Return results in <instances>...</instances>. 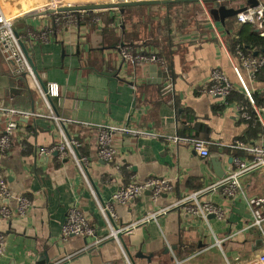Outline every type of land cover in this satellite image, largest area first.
<instances>
[{"label": "crops", "instance_id": "obj_1", "mask_svg": "<svg viewBox=\"0 0 264 264\" xmlns=\"http://www.w3.org/2000/svg\"><path fill=\"white\" fill-rule=\"evenodd\" d=\"M51 1L0 0L5 16L16 20L15 29L41 81L47 90L56 84L59 92L50 96L55 112L35 82L18 73L10 53L0 48V135L10 122L17 124L10 150L0 155L9 187L4 203L16 211L19 197L30 202L26 216L0 220L5 237L0 264H254L264 254V224L255 226L250 199L264 198V170L250 173L241 185L213 186L236 170L233 158L249 160L231 149L235 142L264 143V106H255L260 116L253 108L260 133L246 140L249 126L241 117L240 102L229 104L206 93L212 72L219 69L249 103L233 69L241 68V61L227 44L243 25L231 13L251 0L219 7L193 1L97 10L80 13L78 23L69 27H57L54 15L37 11ZM64 1L73 6L107 3ZM220 9L232 12L224 17L214 13ZM177 11L185 15L180 16L185 25H172L170 34L158 21ZM124 13H145L134 23L145 28L134 34L132 44L138 52L157 53L163 63H133L123 57L129 51L121 43L133 28L126 25L124 34L119 21H108ZM45 29L50 30L48 41L35 42L34 36ZM242 75L252 96L264 93V82L243 69ZM105 125L157 136L114 134L117 155L109 164L98 148L99 128ZM61 128L80 144L87 179L72 159L39 152L61 142ZM174 136L209 142L210 157L172 144L169 138ZM212 160L220 162L218 167ZM218 170L223 179L216 176ZM152 176L167 180L172 190L159 197L145 191L126 205L113 202L116 191ZM198 192L197 202H184ZM100 204L110 211L104 215ZM73 207L88 219L91 236L63 237ZM153 214L158 215L150 219Z\"/></svg>", "mask_w": 264, "mask_h": 264}, {"label": "built area", "instance_id": "obj_2", "mask_svg": "<svg viewBox=\"0 0 264 264\" xmlns=\"http://www.w3.org/2000/svg\"><path fill=\"white\" fill-rule=\"evenodd\" d=\"M143 0H107L106 4H127L132 2H142ZM163 1V0H162ZM75 7L73 5L66 4L64 0H52L48 3L45 8H40L38 12L55 11L50 13L55 16L54 19L55 26L59 27H69L74 23H78L80 20V13H88L93 11H78V12H57L60 8ZM97 11V10H95ZM27 14V13H26ZM48 14V13H47ZM39 15V14H38ZM31 16H35L31 15ZM237 22L239 24L253 25L257 32L264 37V0H256L254 4H249L243 10H241L237 15ZM16 20L14 18H8L5 16L4 12L0 8V48L4 52L10 53L12 60L14 61L15 67L20 74H25L28 78L33 80L37 85L38 90L41 92L42 96L46 100V95L32 72L30 64L25 57L19 41H24L16 36L15 29ZM50 30H42L34 36L35 42H47L48 34ZM127 52V51H125ZM239 59L241 61V68L238 66H233L234 72L238 78L240 86L242 87L245 95L247 96L250 104L254 108L256 115L260 116L259 110L255 107V102L252 93L242 75V69L245 70L250 77L254 80L256 79V74L261 67L264 66V57H256L253 55L245 56L241 52H238ZM124 58L130 60L133 63L136 62H149V63H163L162 59L158 56L151 55H133L130 52L123 55ZM233 85L229 81L228 77L221 72L219 69L212 72L209 87L206 93L212 97L220 98L226 100L233 89ZM48 94L52 97H57L58 86L56 84H51L47 90ZM240 111H242L240 109ZM11 113H15L12 111ZM27 115V114H26ZM241 117L243 119H249L248 114L244 111L241 112ZM17 129V124L15 122H10L3 135H0V155H6L10 150L13 143L14 132ZM98 135V148L99 157L111 164L115 162L117 150L113 146L112 138L114 134L128 135L130 137L138 136H154L151 132L146 130H140L137 128H130L129 126H114L105 125L100 126ZM62 140L59 144L55 145L53 148L47 149L40 147L39 152L43 156H50L51 154H58L60 158L72 159L78 166L81 174L85 179V164L87 160L79 157L77 155L78 148L80 144L76 141L70 140L65 136L61 128ZM169 141L174 145L184 144L190 147L195 153H197L201 158L210 157L211 153L209 151L210 143L198 139V138H187L182 136L170 137ZM231 149L242 152L244 155H248L249 160H243L240 158H233L232 164L236 166V170L232 174L219 183L215 184L213 187H219L221 185L228 184L229 182H235L241 185V182L249 176L250 173L255 171L264 170V143L257 145H250L243 142H235L231 146ZM212 188V187H211ZM172 190L171 184L160 177H149L144 182H130L127 186L116 191L112 200L115 203L126 205L135 201L137 198L141 197L145 191L152 192L154 197H159L162 194H166ZM202 193L198 192L189 197L185 201H196L197 196ZM9 197V187L5 176L0 168V220H12L15 216L24 217L26 216L28 209L30 207V202L25 197H19L17 199V210H12L4 201ZM250 207L252 210L253 217L255 219V226L261 228L264 224V198L263 197H253L250 199ZM100 208L103 214H107L110 211V207L106 205H101ZM193 211V210H192ZM191 211V212H192ZM165 212V210L160 213ZM158 214H153L149 218L155 219ZM93 229L91 228L88 219L83 215L76 207L70 209L65 224L62 227V234L64 238H69L71 236H91ZM117 237V235H113ZM5 237L0 234V256L4 254ZM60 263V262H59ZM57 263V264H59ZM254 264H264V254L261 255Z\"/></svg>", "mask_w": 264, "mask_h": 264}, {"label": "trees", "instance_id": "obj_3", "mask_svg": "<svg viewBox=\"0 0 264 264\" xmlns=\"http://www.w3.org/2000/svg\"><path fill=\"white\" fill-rule=\"evenodd\" d=\"M127 15V14H126ZM125 13L123 14V18H118L117 16H113L110 18L108 22H111L112 25L116 23V21H119L120 27L123 29L122 31L124 34L127 32L125 30V26L127 25L131 29L133 28V34H129L127 36V39L125 42L121 43V46L123 49L128 50L133 55H146V56H159L157 53H148V52H138L135 50V45L133 43L134 34H136L139 30L138 25L134 24L135 20H138V22H141V17H145V13H142L141 16H136L138 18L134 17V14H131L130 16H127ZM151 15V18L154 19V17ZM170 17L165 18H159V25L164 29L168 30V33L172 34V25L177 23V26L185 25V18H180V16H185L183 12H174L170 13ZM174 15V16H172ZM160 16V15H159ZM158 16V17H159ZM107 22V23H108ZM188 22L189 19H188ZM136 37V36H135ZM228 49L233 53V55L238 57V52H241L245 56L247 55H253L254 53H258V57L263 56L264 57V37H262L253 26L250 25H242L236 32H234L233 36L229 40ZM256 80L259 82H264V66L259 69V71L256 74ZM253 99L255 102V106L262 107L264 106V93H254ZM227 101L229 104L232 101H239L240 106L243 109L242 111H245L248 114L249 119H246V122L248 123L249 128L246 131L244 139H253L255 136H257L260 133L259 125L257 124V118L254 114L253 107H251V104L245 103L243 96L236 92L235 88L232 89L230 92ZM242 102V103H241Z\"/></svg>", "mask_w": 264, "mask_h": 264}, {"label": "water", "instance_id": "obj_4", "mask_svg": "<svg viewBox=\"0 0 264 264\" xmlns=\"http://www.w3.org/2000/svg\"><path fill=\"white\" fill-rule=\"evenodd\" d=\"M193 1H201V2H204V3H212L214 4L215 6H221V4L223 3H226V2H232V1H236V0H166V1H154V2H132V3H127V4H116V5H113V4H93V5H86V6H75V7H68V8H60L58 9L57 12H60V13H63V12H78V11H95V10H106V9H120L121 11H123L124 9L126 8H130V7H146V6H152V5H164V6H169V5H172V4H182V3H185V2H193ZM256 0H251L249 2V4H254ZM245 8V6H241V9L239 11H236V12H233L231 13L230 11H225L223 9H220L218 10L217 12L215 11L214 13H217V14H220L221 16H225L226 14H229L231 13L232 15H237L241 10H243ZM55 11H48V13H54ZM16 36L19 38V34L18 32L16 31ZM19 44H20V47L25 55V57L27 58L28 60V63L30 64V67L32 69V72L33 74L35 75L36 79L38 80L42 90H43V93L46 95V99L48 100L51 108H54V104H53V101H52V98L50 97V95L48 94L47 92V88L46 86L43 84V82L41 81L40 77H39V74L33 64V61L30 57V54H29V51L27 49V47L25 46V44L22 42V41H19ZM255 55H258L257 52H255ZM12 92H14V89H11ZM56 112V110H55ZM57 114V113H56ZM58 116V114H57ZM67 136L70 138L69 134L66 132ZM77 152V155H79V152ZM56 155H58L56 153ZM212 164L215 166V167H218V163H220L219 161L217 160H212L211 161ZM85 172H88L87 171V168H85ZM215 174L218 178L220 179H223L224 178V175L223 172H221L220 170L218 171H215ZM118 238L119 239H122V233H119L118 234ZM10 264H16L14 261L11 262Z\"/></svg>", "mask_w": 264, "mask_h": 264}, {"label": "rangeland", "instance_id": "obj_5", "mask_svg": "<svg viewBox=\"0 0 264 264\" xmlns=\"http://www.w3.org/2000/svg\"><path fill=\"white\" fill-rule=\"evenodd\" d=\"M226 3H228V2H226ZM196 12L199 14V10H198V9L196 10ZM141 14H142V13H135V14H134V17H136V16H141ZM155 14H156V12H153V13H152V16L154 17ZM201 14L203 15V12H202ZM135 22H137V20H135ZM135 22H134V23H135ZM138 27H139V30H138V31H139V32H143L145 26H144V25H139Z\"/></svg>", "mask_w": 264, "mask_h": 264}, {"label": "bare ground", "instance_id": "obj_6", "mask_svg": "<svg viewBox=\"0 0 264 264\" xmlns=\"http://www.w3.org/2000/svg\"><path fill=\"white\" fill-rule=\"evenodd\" d=\"M155 1H160V0H155ZM142 2H154V1H142Z\"/></svg>", "mask_w": 264, "mask_h": 264}]
</instances>
